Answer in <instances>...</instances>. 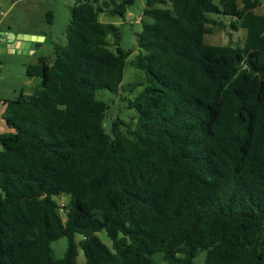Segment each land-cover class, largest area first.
Here are the masks:
<instances>
[{
  "label": "trees",
  "instance_id": "obj_1",
  "mask_svg": "<svg viewBox=\"0 0 264 264\" xmlns=\"http://www.w3.org/2000/svg\"><path fill=\"white\" fill-rule=\"evenodd\" d=\"M134 1L78 0L53 63L25 69L32 95L4 102L0 264H264L261 0H147L134 122L107 123L98 92L118 94L132 52L98 16ZM226 22L241 44H206Z\"/></svg>",
  "mask_w": 264,
  "mask_h": 264
},
{
  "label": "rangeland",
  "instance_id": "obj_2",
  "mask_svg": "<svg viewBox=\"0 0 264 264\" xmlns=\"http://www.w3.org/2000/svg\"><path fill=\"white\" fill-rule=\"evenodd\" d=\"M78 0H0V20L4 29L10 30L11 35L28 37L33 49H20L17 52H0V101L15 99L20 93L32 95L33 89L39 84L37 78H27L25 69L34 65L39 59H44L47 64L54 60V46L66 44L65 31L70 19V10ZM108 1V0H106ZM121 1V0H116ZM147 0H135L127 8L123 19L113 18L107 11L98 16L102 24H112L119 28L120 38L118 47L123 51H131L128 58L121 89L113 96L106 91L98 92V99L108 104L107 123L120 119L125 124H133L134 113L126 110L127 100L132 99L141 87L132 91L135 84H143V75L129 66L131 60L140 52L137 48V37L143 22L148 20L143 17ZM218 4V0H214ZM49 14V15H48ZM256 14L264 15V5L256 10ZM217 29L213 34L205 37V43L214 46L239 45L244 39L245 31L232 33L227 28ZM110 50L114 51L113 40H108ZM60 207L68 202L66 197L55 199ZM101 241L110 246L104 233L98 234ZM79 241V238H77ZM66 248V240L60 239L52 244L51 249L56 259L62 257ZM204 256L201 255L195 264H202ZM76 264H84L83 253L79 250Z\"/></svg>",
  "mask_w": 264,
  "mask_h": 264
},
{
  "label": "water",
  "instance_id": "obj_3",
  "mask_svg": "<svg viewBox=\"0 0 264 264\" xmlns=\"http://www.w3.org/2000/svg\"><path fill=\"white\" fill-rule=\"evenodd\" d=\"M1 37H5V47H2L3 39H0V52H17L20 49H33V45L27 39H18L11 34L0 33Z\"/></svg>",
  "mask_w": 264,
  "mask_h": 264
},
{
  "label": "crops",
  "instance_id": "obj_4",
  "mask_svg": "<svg viewBox=\"0 0 264 264\" xmlns=\"http://www.w3.org/2000/svg\"><path fill=\"white\" fill-rule=\"evenodd\" d=\"M263 5H264V0H261V4H260V6H259V8L260 7H263ZM258 8V9H259ZM259 15V14H258ZM1 24H2V22H1V20H0V33H4V34H9V33H11L10 32V30H8V29H4V28H2V26H1ZM16 36V38H18V39H24L25 37H23L22 35H15ZM28 38V37H27ZM27 38H25V39H27ZM0 39H3L4 40V42L2 43V47H5V37H1L0 36ZM4 102L5 101H0V134H4V133H7V132H9V130L4 126V123H3V121H2V115H3V113H4V111H5V105H4Z\"/></svg>",
  "mask_w": 264,
  "mask_h": 264
}]
</instances>
